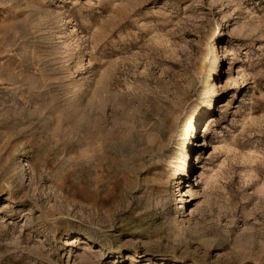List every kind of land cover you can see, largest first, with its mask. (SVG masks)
<instances>
[{
    "label": "rangeland",
    "instance_id": "374dc122",
    "mask_svg": "<svg viewBox=\"0 0 264 264\" xmlns=\"http://www.w3.org/2000/svg\"><path fill=\"white\" fill-rule=\"evenodd\" d=\"M0 264H264V0H0Z\"/></svg>",
    "mask_w": 264,
    "mask_h": 264
},
{
    "label": "bare ground",
    "instance_id": "6f19581e",
    "mask_svg": "<svg viewBox=\"0 0 264 264\" xmlns=\"http://www.w3.org/2000/svg\"><path fill=\"white\" fill-rule=\"evenodd\" d=\"M205 122H206V121H205ZM207 130H208V126H207V128L205 129L204 132H206ZM190 166H192V164H190V165H188V166L186 167V170H187L186 172H187V173H188V169H189ZM193 167H194V165H193Z\"/></svg>",
    "mask_w": 264,
    "mask_h": 264
}]
</instances>
